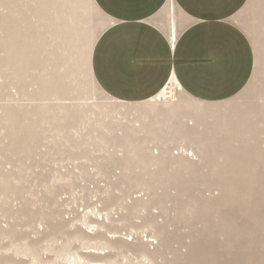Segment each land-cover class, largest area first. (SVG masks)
<instances>
[{"label":"bare ground","instance_id":"bare-ground-1","mask_svg":"<svg viewBox=\"0 0 264 264\" xmlns=\"http://www.w3.org/2000/svg\"><path fill=\"white\" fill-rule=\"evenodd\" d=\"M19 2L23 9L21 11L16 7L12 12L11 19L9 17L10 20H8V24L12 23L15 17L22 23V26L24 24V27L21 29V26L20 28L11 26V28L8 27L3 31L6 39L5 45H3L4 49L7 50V54H12L11 61L0 65V76H2V74H9L7 76H9L10 86L20 87L21 82H23V84L25 82V84L20 90L19 101L21 104H17L13 96L11 98V96L8 95L9 97L7 100L3 99L1 96V87L3 86L0 85V111L4 112L2 120H4L9 127V131L7 130V134L2 136V140H11L9 147H11L12 150H14L13 148L17 143L22 142L25 148L22 152H26L29 158L33 157L43 147L45 148L44 144L46 143H44V141L46 139H55L56 136L62 137V141H60L61 143L54 142L57 147H53L52 150L44 153L43 155L46 158L48 156L51 157V151H54L56 155L62 153L64 149L71 147L73 149V153H71L76 157L75 159L78 157V151L83 150L82 152L85 154L84 157L93 160L91 146H95L98 143L112 144L114 147L118 148V151L121 150L122 154H110L109 157L102 158V162H97V165L99 171L103 173H105L110 166H117L122 170L118 178H121L120 181L123 182L121 185L125 187L128 196H130V202L126 205L122 204V209H124V214L126 216L143 214L146 216L144 222L145 230H150L156 237L165 241L164 243L172 244L173 242L171 241L170 235L171 232H173L171 227H173L174 224L160 222V216L154 214L153 210L155 209L156 211V209H160L162 215L168 217L169 214L171 215V212H174L173 210L171 211L168 205L171 202L172 193L169 192V189L172 185L177 195L184 197L191 195L192 191L190 187L193 185L196 187V192H198V194H196L197 198L199 200L201 199L202 203L198 202L199 206H196L194 202L191 201L189 204L186 202L182 203H186V206L181 208L178 207L180 210V217L175 216V218H178L181 223H187V228L190 229H192L193 225H195L196 228H200L201 226L206 228L207 224H205V222L209 214H213L215 216L214 221L216 225H214V227L212 225L211 227L208 226V228H210L209 230L222 228L223 231L219 234L224 241H231L233 237L238 238L241 230L238 227L235 228L236 222L232 219L235 218L233 214L242 215L244 211L246 212L245 204L247 203L243 204L242 202L244 198H254L257 196L258 192H256L255 189L257 185H261L264 191V185L258 183L260 180L259 172L264 170V118L259 116L260 118L258 119L250 113V115L244 114L246 116L242 117L239 121L241 125L237 128L229 119L214 121L211 117L202 119L197 114L188 113V115L186 113L170 110L168 112L160 111L159 115H154L152 117L150 114L147 116L142 114V116L139 117L140 122L128 121V119L125 122H119V124L117 122L112 123V121L107 122L109 115L112 114L111 111L107 112V109H105L108 108L107 106L105 108L97 106L96 109L90 110H85L84 107L86 103L92 99V95L88 90V85L81 83L82 75L79 71L81 62L79 63L80 60L78 58L80 57L78 56L84 52L82 50L86 45L85 41L90 30V25L87 21L89 9L86 3L88 0L86 3L84 0H20ZM256 6L259 8L257 15L246 22V27L258 40L259 45L257 47H262L261 45L264 43V0H257ZM54 37L57 38L58 47H56L58 49L55 51V54L51 55L48 46L52 43ZM171 43H175L173 37ZM92 52L90 54L91 56H89L88 49L86 50V54L90 58L89 64L87 65L88 77L92 74ZM3 53L6 54L5 52ZM47 55H49L48 57L50 59L47 62L51 61L55 63L53 72H48L46 69L47 65L45 58ZM171 84L175 85L174 79ZM31 86L34 87V90L31 89L33 91L28 89ZM259 103L262 104L263 102ZM138 104H135V106ZM133 105L134 104L129 107ZM246 105H248V103ZM157 106L156 101L153 99L150 103L144 104V106L141 105L140 108H142V110L143 108L151 110L152 115V112L156 110ZM226 106H228V104ZM122 107L123 108L120 106V109L124 111L125 115L130 114L131 109L127 108V105L126 107ZM242 107L244 106L242 105ZM109 108H111V106ZM211 108L214 109V111L225 109L223 106H212ZM6 109L8 111H6ZM244 109L246 108L244 107ZM117 110L116 108V111ZM18 111L23 113L22 125L25 128L23 130L25 138L23 137L24 139L22 140H19L20 138L18 139V130L16 131V126L19 122L17 120ZM118 112H120V110ZM147 113L149 112L147 111ZM114 117H116V115L111 118L114 119ZM255 126L262 128L261 131H255ZM215 130L224 131L227 134L218 138V133ZM83 131H88L84 136L85 138L87 137V140L79 141ZM144 136L148 138L146 143L140 141ZM221 138H224L223 142L220 141L221 143L217 146L213 145L212 141ZM2 140H0V143L3 142ZM48 145H50V143ZM152 145L160 150L157 154L153 153ZM176 145L180 146L181 150V154L177 156H175L171 150V147ZM216 149L218 150L216 151ZM8 151L9 149L7 152ZM18 154L23 153L18 152L16 155ZM210 168L212 173L217 175L218 181L230 180V182H218L213 186L205 184L201 188H197L199 186L198 184H187L188 182H186V179L189 180V178H191L190 180H192L197 173L203 175L206 174L205 171L209 173ZM138 169L141 174H139V176L137 174L136 178H133L132 175L135 174ZM178 174H181V178H179ZM182 174L184 177L187 176V178L185 177V179H183L184 177ZM198 178H200V176H198ZM57 180L59 181L62 179L58 178ZM182 180L185 181L182 182ZM231 180H239V182H231ZM6 184H8L7 179H4L0 174V186ZM136 189L143 190L147 194V198H145L146 196L133 197L134 190ZM0 190L2 191L0 192V203L2 205L5 203L8 204L9 200H12L14 197L13 190L10 192H8L6 188H0ZM195 200L198 201L197 199ZM210 200L220 201L212 206L211 211L210 205L205 203ZM173 202L174 200L171 204H174L173 208L177 210L178 204ZM234 204L237 206L235 211H231L232 209L229 211L230 207ZM249 206L252 209L251 213L255 216L259 212L260 203L253 202ZM0 212H2V209H0ZM247 216H249V218L251 217L249 214H247ZM239 219H241L240 216ZM230 225H232V228ZM194 231H192V233L195 237V234L198 232ZM0 233H2L1 227ZM1 238H5L4 234L0 236V239ZM189 239V243L192 244L194 238L192 242L190 237L187 238V241ZM74 240L81 242L83 245H89L91 241L90 237L84 233L76 235ZM104 241L103 246L112 248L116 250L118 254L126 257L125 251L127 247L125 245H115L113 242L106 239ZM54 243L55 241L48 247L52 249ZM225 247L226 246L223 245L220 249L217 248L219 251L225 252ZM246 250L245 248V251ZM27 251L34 253V260L38 261V256H36L35 251L28 249V247ZM27 251L25 252L27 253ZM156 255V252H152L148 250V248H144V252L142 253L144 260H149L154 264H157L155 262ZM71 256L69 245L65 246L58 254L59 258H63L68 261L69 264H80L77 260L71 261ZM216 262H218V260H216ZM105 264H119V262L107 260Z\"/></svg>","mask_w":264,"mask_h":264},{"label":"rangeland","instance_id":"rangeland-1","mask_svg":"<svg viewBox=\"0 0 264 264\" xmlns=\"http://www.w3.org/2000/svg\"><path fill=\"white\" fill-rule=\"evenodd\" d=\"M19 1L20 0H0V65L11 61L12 54H7V50L4 49L3 45H5L6 39L3 31L8 27L11 28V26L15 28H20L21 26V29L24 27V24L22 26V23L15 17L12 23L8 24V20L11 19V15L13 14V10L16 7L21 11L23 9ZM84 1L85 3L87 2V0ZM244 5L245 6L241 7L242 10L239 9L235 13V17H229V20L234 22L244 31L254 49V72L244 91L239 93L236 97L224 102L205 103L189 98L178 86L170 83L163 92L154 98V101H156V105L158 106L151 115V110L144 108L142 110L140 106L150 103L153 99L149 102L139 103L137 106L132 103L134 104L132 107H129L132 105L129 103H122V105L121 102L115 101L107 96L108 94L106 95L100 90L95 83L92 74L88 77L87 65L89 64L90 58L87 56L86 50L88 49V55L91 56L90 54L94 44L107 24L106 19L96 8L93 0H88L86 6L89 9L87 21L90 25V30L88 32L89 38L87 36L85 44L88 45L90 42V46L85 45L82 50L84 52L78 56L80 57L78 58L80 60L79 63L81 62L79 67V71L82 75L81 83L88 85V90L92 95V99L84 106L85 110L96 109L97 106L104 108L107 106L108 108H105L107 109V112L111 111L112 113L109 115L107 122L112 121V123L117 122L118 124L119 122L127 121V119L128 121L140 122L139 117L142 116V114H144V116L150 114L152 117L154 115H159L160 111L168 112L170 110L186 114H197L202 119L211 117L214 121L229 119L237 128L241 125L239 121L242 117L249 113L253 114L258 119L260 117L264 118V43L262 45L260 44L262 47H257L259 45L258 40L246 27V22L257 15L259 8L256 6L257 0H248ZM56 46L58 47V41L57 38L54 37L52 43L48 46L51 55L55 54V51H57L58 48ZM48 56L49 55L45 58L47 65L46 69L48 72H53L55 69V63H52L51 61L47 62L50 60ZM7 75L9 74H2V76H0V85L3 86L1 87V92L3 94H1V96L5 100H7L9 96H11V98L13 96L14 101H16L17 104H21L19 101L20 90L24 87L25 82L24 84L23 82L20 83L21 88L19 86H10V80L8 79L9 76ZM74 86L76 87L75 84ZM28 89L33 91L34 87L31 86ZM250 102L252 106L250 105ZM259 102L263 103L261 104ZM247 103L248 105H246ZM225 104H228V106ZM119 105L121 108H123L122 106L126 107L127 105V108L131 109L130 114L125 115ZM242 105L246 109H244ZM110 106L111 108H109ZM212 106H223L225 109L214 111V109L211 108ZM116 108L118 109L117 111ZM105 109L103 110L104 112ZM119 110L120 112H118ZM6 111L8 110L6 109ZM147 111L149 113H147ZM0 112L1 121L4 112ZM115 115L116 117L112 119ZM17 120L19 121L16 126V131L18 130L17 136L18 139L20 138L19 140H22L25 138L23 133L25 128L22 125L23 113L21 111L17 112ZM259 128L255 126V131H261L262 128ZM7 130L9 131L7 123L2 120L0 122V140H2L4 134H7ZM215 131L218 133V138L227 134L224 131ZM87 132L88 131H83L80 138L81 140L79 139V141L87 140V137H84ZM56 138L46 139L44 141V143H46L44 144L45 148L43 147L30 158L26 152H22L25 149L22 142L17 143L14 148L12 147L14 150L9 147L11 140H2L3 144L0 143V174L4 179H7L8 182V184L4 186L2 185L0 188H6V190L8 189V192L13 190L14 194L13 199L9 200L8 204L5 203L2 205L0 203V209H2V212H0V227L2 229L0 236L3 234L5 236V238L0 239V264H69L68 261L58 257V254L67 245H69L72 254L71 261L77 260L80 264H105L107 260H114L119 262V264L120 262L121 264H152L153 262L144 260V257H142L144 248H148V250L157 253L155 257V262L157 264H264V191L262 190L261 185H257L255 188L256 192H258L257 196L254 198L248 197L249 199L244 198L245 201L243 200L242 203H247L245 204L246 212L244 211V214L242 215L233 214L236 218H232L236 222L235 228L238 227L241 231L238 238L233 237L231 241H224L220 237L219 233L223 231L222 228L209 230L210 228H208V226L211 227L212 225L214 227V225H216V222L214 221L215 216L213 214H209V217L205 222V224H207L206 228H203L202 226L196 228L195 225H193L192 229H190L187 228V223H181L178 218H175V216L180 217V210L178 207H185L186 203L189 204L190 201L194 202L196 206H199V203H202L201 199L199 200L197 198L196 194H198V192H196V187L191 184H198L199 186L197 185V188H201L205 184L213 186L218 182H230V180L218 181L217 175L212 173L211 168L209 169V173L205 171L206 174L204 175L197 173L192 180H190L191 178H189V180L186 179V182H188L187 184L191 185L190 190L192 191L190 196H186L188 199L190 198L189 200L184 196L177 195V192L173 190L174 186L172 185L169 189V192L172 193L171 202L168 205L170 206L171 211L173 210L175 213L171 212V215L169 214V216L166 217V215H162L160 209H156V211L155 209L153 210L154 214L160 216V222L174 224V226L171 227L173 232H171L170 235L173 243L167 244L164 243L165 241L152 234L150 230H145L144 222L146 216L143 214L126 216L124 214L125 211L122 209V204H128L130 202V196H128L125 187L121 185V183L123 184V182L120 181L121 178H118L122 173V170L117 166H110L105 173L99 171L97 162H102V158L109 157L110 154L113 153L121 155V150L118 151V148L114 147L112 144L98 143L95 146L90 147L93 151V160L84 157L85 154L82 152L83 150L78 151V157L75 159L76 157L72 155L73 149L71 147L64 149L62 153L56 155L54 151H51V157L48 156L46 158L43 154L52 150L53 147H57L54 142L61 143L60 141H62V137L56 136ZM147 139L148 138L144 136L140 141L146 143ZM223 140L224 138L217 139L212 141V143L217 146L221 143L220 141L223 142ZM215 141H218L219 143ZM49 143L50 145H48ZM151 147L153 148L152 151L154 154H157V152L160 151L153 145ZM8 149L9 151L7 152ZM171 150L175 156L181 154L180 146H173L171 147ZM217 150L218 149H216V151ZM16 152H21L23 154L16 155ZM137 174L138 176L141 174L139 169L132 175V177L136 178ZM259 175L260 180L258 183L264 185V170L259 172ZM178 176L181 178V174H178ZM198 176H200V178H198ZM185 177L187 178V176ZM185 177L183 179H185ZM58 178L62 180L58 181ZM193 179L199 180L200 182L194 181ZM184 181L182 180V182ZM235 181L236 183L239 182V180H231V182ZM134 191L133 197L146 196L145 198H147V194L143 190L136 189ZM0 192L2 191L0 190ZM173 200V203L178 204L177 210L173 208L174 204H171ZM184 202L186 203L182 204ZM216 202L220 201L210 200L205 203L210 205L211 211L212 206ZM253 202L260 203L259 212L255 216L251 213L252 209L249 206ZM235 204L230 207L229 211L231 209V211H235V208H237ZM247 214L251 217L249 218ZM239 216L241 219H239ZM230 227L232 228V225H230ZM192 231L198 232L195 234V237ZM81 233L87 234L90 237L91 241L89 245H83L81 242L74 240L75 236ZM188 237L191 238V242L194 238L192 244L189 243L190 239L187 241ZM105 239L113 242L115 245H125L127 247L125 251L126 257L118 254V252L112 248L103 246ZM54 241L55 243L52 249L49 248L48 246ZM223 245L226 246L224 249L225 252H222L221 250L219 251L220 247ZM27 247L28 249L35 251L36 256H38V261L34 260V253L28 252ZM245 248L247 249L246 251ZM25 251H27V253ZM216 260H218V262H216Z\"/></svg>","mask_w":264,"mask_h":264},{"label":"crops","instance_id":"crops-1","mask_svg":"<svg viewBox=\"0 0 264 264\" xmlns=\"http://www.w3.org/2000/svg\"><path fill=\"white\" fill-rule=\"evenodd\" d=\"M247 1L93 0L107 21L92 52L95 83L129 104L154 99L173 79L196 101L236 97L253 76L255 55L229 17Z\"/></svg>","mask_w":264,"mask_h":264}]
</instances>
